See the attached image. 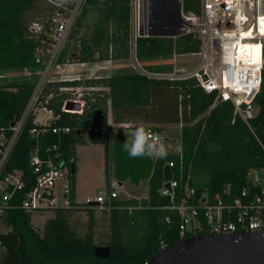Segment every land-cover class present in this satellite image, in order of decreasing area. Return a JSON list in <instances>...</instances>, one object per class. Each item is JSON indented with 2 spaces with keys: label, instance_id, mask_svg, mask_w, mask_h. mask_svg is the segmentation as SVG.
Returning <instances> with one entry per match:
<instances>
[{
  "label": "trees",
  "instance_id": "1",
  "mask_svg": "<svg viewBox=\"0 0 264 264\" xmlns=\"http://www.w3.org/2000/svg\"><path fill=\"white\" fill-rule=\"evenodd\" d=\"M201 3L202 0H183V10L200 13ZM35 4V0H0V71L40 69L35 62L36 42L27 36L24 20L26 11ZM132 4L133 0H87L61 61H69L77 53L74 61L94 63L113 58L125 66L107 78L86 80V85L109 90L100 91L103 95L96 93V100L82 115L62 113L56 125L72 128L61 142L72 164L75 165L77 144L85 143L89 135L91 143L104 145L108 164L112 156L116 179L134 184L147 179L148 196L113 200L109 210L110 238L106 242L111 247V257L103 259L94 253L97 243L92 209L82 205L57 209L40 232L32 223V213L20 206L24 197L21 193L13 200L15 205L2 214L4 224L11 230L0 234V246L4 248L0 264H146L163 246L182 240L181 216L173 206L180 203L187 184L196 188L197 197L206 189L215 194L227 187L236 197L248 185L249 171L264 168V71L254 99L258 112L248 125L235 113L233 101L220 99L217 91H205L197 78L170 80L160 76L173 70L174 53L197 52L201 41L193 34L137 35L133 39ZM133 51L144 71L128 66ZM37 79L0 84V128H8L21 116ZM81 84L57 83L55 91L60 86ZM67 95L65 92L57 97V112ZM110 111L115 123L140 121L143 124L135 127L154 131L163 130L160 124L182 123L180 152L167 153L165 158H130L123 151L125 133L117 134L111 142ZM32 127L30 120L7 166L8 170H23L27 189L34 179L29 161L36 142L30 134ZM57 141L55 134L40 140L44 148ZM171 161L174 166H170ZM200 172L206 176L200 177ZM173 179L179 183L175 200L162 193L165 182ZM72 184L76 198L75 173ZM82 210L90 214L86 234H80L72 224L74 214Z\"/></svg>",
  "mask_w": 264,
  "mask_h": 264
},
{
  "label": "built area",
  "instance_id": "2",
  "mask_svg": "<svg viewBox=\"0 0 264 264\" xmlns=\"http://www.w3.org/2000/svg\"><path fill=\"white\" fill-rule=\"evenodd\" d=\"M47 1L51 8L46 18L26 24L27 36L36 42L35 62L40 66L37 71L39 77L23 113L14 120L15 125L0 128L1 215L15 205L13 200L21 193L24 197L20 206L31 213L55 212L80 205L72 184L73 159L66 156L61 146L64 135L70 134L72 128L58 126L56 122L61 119L62 113L84 114L96 96L103 95L100 92L105 90L103 87L84 82L104 76L98 74V69L91 74L86 72L102 68L101 64L109 65L114 60L109 58L94 63L61 61L87 0ZM148 17L149 26H156L163 33H176L171 35L173 37L193 34L201 41L199 51L186 53L200 57L196 67L178 66V57L183 54L174 53L173 70L160 76L170 80L197 78L205 91H217L220 99L233 101L235 113L250 125V120L258 112L254 99L260 91L264 71V0H202L200 13H185L183 0H153ZM130 59L128 66L138 72L144 71L134 51ZM204 76L207 78L203 79ZM75 81L83 84L60 86L58 92L55 91V84ZM65 92L68 95L62 100L61 111L57 112L55 102ZM239 94L245 95L240 103L236 100ZM69 103L75 105L70 106ZM30 120L33 122L30 134L36 142L29 160L34 179L27 189L23 170H8L7 166ZM147 130L153 139L160 142L156 131ZM48 134L57 135L58 141L44 148L40 140ZM170 166H174V161L170 162ZM252 170L254 176L250 175ZM167 183L170 187L166 186ZM247 184L236 197L232 196L230 187L215 194L206 189L197 197L196 188L187 184L180 203L173 206L181 216L182 240L202 233L264 234V168L251 169ZM178 185L176 179L167 181L162 193L175 200ZM121 187L123 185L117 179L110 182L107 189L96 197L88 198L85 207L109 211L113 200L120 198ZM253 189L258 191L253 193Z\"/></svg>",
  "mask_w": 264,
  "mask_h": 264
},
{
  "label": "rangeland",
  "instance_id": "3",
  "mask_svg": "<svg viewBox=\"0 0 264 264\" xmlns=\"http://www.w3.org/2000/svg\"><path fill=\"white\" fill-rule=\"evenodd\" d=\"M36 4L30 10H27L24 15L26 24H29L33 20H44L45 15L50 11V4L47 0H35ZM149 32L162 33L161 30L153 25L149 26ZM132 59H129V63ZM200 57L198 55L183 54L178 57V66L188 67L193 69L198 65ZM120 60H113L109 65L101 64L102 68H95L93 70H87L86 73L91 74L98 69V74L107 78L116 71V65L120 64ZM105 66V67H104ZM38 69H13L9 71H0V84H12L21 81H31L39 77L37 73ZM108 91V90H107ZM110 113V112H109ZM139 122V125H142ZM152 125V124H151ZM162 131H156L160 136V142L167 148V153H178L181 149V127L182 123H169L166 126H161ZM118 131L114 129L111 133V142L116 139ZM86 142L79 143L75 149V181L77 189V202L78 204L85 206L88 198L96 197L100 192L107 189L110 182L115 181L114 164L112 156L109 164L106 160L105 147L103 144H93L90 142L89 135L85 136ZM200 177H205L206 173H198ZM251 176L255 175L252 170ZM149 194L148 180H142L139 184H134L128 181L120 188V198H143ZM93 210L94 224V238L97 244H106L110 238V213L109 211ZM54 216V211L47 212H33L32 223L36 229L43 232L44 224L48 218ZM72 224L76 227L80 234H86L90 228V214L88 211L82 210L78 214L76 212L72 218ZM11 228L4 224L2 215L0 214V234L10 231ZM4 248L0 246V260Z\"/></svg>",
  "mask_w": 264,
  "mask_h": 264
},
{
  "label": "water",
  "instance_id": "4",
  "mask_svg": "<svg viewBox=\"0 0 264 264\" xmlns=\"http://www.w3.org/2000/svg\"><path fill=\"white\" fill-rule=\"evenodd\" d=\"M138 36L176 35L171 33H155L149 30L148 11L153 0H139ZM181 12V4L178 5ZM155 13V12H154ZM77 53H73L69 61H74ZM204 76L203 79H206ZM244 94L236 96L241 102ZM70 106L75 105L69 103ZM15 125V121L11 123ZM72 164V172L75 173ZM170 187V183L166 184ZM94 253L97 257L110 259L111 247L108 244H96ZM146 264H264V234L245 232L241 235H225L202 233L181 240L179 243L157 251Z\"/></svg>",
  "mask_w": 264,
  "mask_h": 264
},
{
  "label": "clouds",
  "instance_id": "5",
  "mask_svg": "<svg viewBox=\"0 0 264 264\" xmlns=\"http://www.w3.org/2000/svg\"><path fill=\"white\" fill-rule=\"evenodd\" d=\"M108 124L112 125L111 122H108ZM123 129L127 137L123 143V151L130 158H165L167 156L166 146L158 140L153 139L150 131L144 126H137L131 132L127 128Z\"/></svg>",
  "mask_w": 264,
  "mask_h": 264
},
{
  "label": "crops",
  "instance_id": "6",
  "mask_svg": "<svg viewBox=\"0 0 264 264\" xmlns=\"http://www.w3.org/2000/svg\"><path fill=\"white\" fill-rule=\"evenodd\" d=\"M139 0H133V8H132V24H133V39L136 38L137 34H138V13H139ZM116 70L125 66V64L121 63L120 64H117L116 65ZM105 90H109L108 87H105L104 88ZM109 122H111V124L113 125H110L111 128H112V131L114 129H117L118 133H125V130L123 128H127V130L129 132H131L132 129L135 128V125H139V122H134V121H131V122H125V123H115L113 121V116H112V112L110 111L109 113V119H108ZM169 123H166V124H160L161 126H166L168 125ZM115 126V127H114ZM128 181H125V182H121V184L124 186L125 183H127ZM142 182V181H141ZM75 188H76V184H75ZM128 198V197H127ZM76 199H77V189H76ZM82 211H79V213H81Z\"/></svg>",
  "mask_w": 264,
  "mask_h": 264
},
{
  "label": "bare ground",
  "instance_id": "7",
  "mask_svg": "<svg viewBox=\"0 0 264 264\" xmlns=\"http://www.w3.org/2000/svg\"><path fill=\"white\" fill-rule=\"evenodd\" d=\"M254 47V49L256 48L255 46H253ZM256 50V49H255ZM254 53H256V51H254Z\"/></svg>",
  "mask_w": 264,
  "mask_h": 264
},
{
  "label": "snow or ice",
  "instance_id": "8",
  "mask_svg": "<svg viewBox=\"0 0 264 264\" xmlns=\"http://www.w3.org/2000/svg\"><path fill=\"white\" fill-rule=\"evenodd\" d=\"M258 47V46H257Z\"/></svg>",
  "mask_w": 264,
  "mask_h": 264
}]
</instances>
